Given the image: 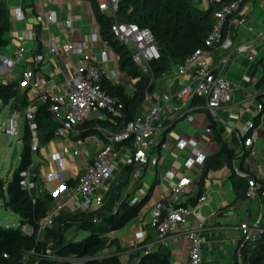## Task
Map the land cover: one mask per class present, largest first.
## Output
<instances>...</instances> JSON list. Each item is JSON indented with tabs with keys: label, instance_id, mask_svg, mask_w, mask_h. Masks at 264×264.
I'll list each match as a JSON object with an SVG mask.
<instances>
[{
	"label": "crops",
	"instance_id": "obj_1",
	"mask_svg": "<svg viewBox=\"0 0 264 264\" xmlns=\"http://www.w3.org/2000/svg\"><path fill=\"white\" fill-rule=\"evenodd\" d=\"M4 1L10 26L5 33L7 42L0 46V57L13 56V52L23 41L25 50L11 73L0 72L1 81L20 78L23 70L32 68L37 77H53L63 88L79 58L68 50L67 42H86L85 52L91 56V61L98 66L116 69L119 77L112 82L123 83L129 91L132 77L121 68L120 54L116 47L101 36L91 0ZM193 3L205 8L209 1L193 0ZM17 7L22 11L21 17L15 14ZM50 11L55 12L53 21L48 18ZM240 16L245 18L243 22L239 21ZM64 19H71L70 27L65 25ZM92 33H98L99 36L91 39ZM224 38L230 40V45H218L210 50L208 61L215 71L222 72L233 83L231 100L215 107L211 113L203 107L200 100L186 113H182L176 102H169L162 108L161 115L169 127L164 133L169 151L161 171L166 170L176 156L175 150H171L170 146L178 137L196 139L206 156L216 152L222 142L232 148L235 157L231 163L209 168L197 183L201 191L207 189L205 200L196 208L204 219L201 229L202 264H250L246 253H249L252 243L261 233L256 235L258 231L254 229L253 235L247 238L241 233L239 223L247 221L264 227V191L258 188L252 197H246L244 191L237 194L234 182L242 176L234 172L233 165L255 177L264 172V0H241L238 9L230 17ZM52 43L56 46L55 50H51ZM102 49L107 54V60L103 62L99 60ZM38 54L42 55L39 60L35 58ZM177 67L178 63H172L154 78L150 90L153 101L159 102L162 92L174 91L189 80L190 70L178 73ZM19 87L21 91L26 88L22 81ZM26 93L30 96L27 89ZM259 103L263 105L262 110ZM174 110H179V114L172 117ZM92 118L104 119L105 116L102 112H96L89 119ZM174 119L176 121L173 123ZM104 125L112 130L121 127L110 120L105 121ZM207 126L211 127V132H205ZM83 130L79 123L66 136H55L42 141L33 155L35 190L39 193L47 191L56 194L55 202L65 200L64 209L60 213L77 210L78 200L69 199L68 195L102 143L101 139L95 140L92 137L99 135L97 130L85 135L82 134ZM248 137L251 140L246 145L244 140ZM75 148H79L77 153H73ZM59 160L62 161V167L58 164ZM50 171H59L63 179L44 178ZM158 181L157 179L150 196L152 201H147L137 216L124 226L110 232L115 241L104 252L119 247L121 264H127L129 247L137 244L141 249L158 247L150 244L155 233L148 221L144 222L145 217H149V208L160 190ZM198 186H190L191 192L194 188L195 195ZM246 188L245 183L244 190ZM191 197H185L184 202L192 205L195 201ZM192 217V213L188 215L189 221ZM138 231L143 237L136 235ZM78 236H81V232ZM162 247L169 251L171 264H183L187 259L188 243L182 234L171 235L167 245Z\"/></svg>",
	"mask_w": 264,
	"mask_h": 264
},
{
	"label": "built area",
	"instance_id": "obj_2",
	"mask_svg": "<svg viewBox=\"0 0 264 264\" xmlns=\"http://www.w3.org/2000/svg\"><path fill=\"white\" fill-rule=\"evenodd\" d=\"M94 1L100 12L111 16V32L120 42L129 47L134 64L141 72L150 76V81L153 80L151 62L159 57V50L152 30L136 22L119 20L116 15L118 0ZM239 5L240 0H228L216 9L213 13L214 24L204 40L206 47L195 48L182 62L178 63V73H183L186 69L190 70L189 80L186 83L174 91L162 92L159 95V102L151 99L150 90L146 91L134 118L121 125L118 130H112L102 124L96 125L99 135L92 137L95 140L101 139L102 143L68 195L69 199L78 200L77 209L92 210L104 202L114 185L127 179V191L123 196L130 203H134L146 195L149 187L147 185L143 193H139V188L143 187L142 182L139 181L141 175L144 170L151 171L156 182L157 179L159 180L160 190L149 208L148 224L155 233L150 244L164 246L167 245L171 235L176 233L184 235L188 243V255L183 264H202L203 260L201 229L204 219L196 208L205 200L207 189L197 195L192 205L184 203L183 199L195 195L194 188L191 192L190 186L191 184L194 187L198 186L206 153L196 139L178 137L170 146L171 150L172 148L175 150L176 156L166 170L161 171L169 151V145L164 140V133L169 127L161 112L167 103L176 102L182 109V113H186L200 100L203 107L211 113L215 107L231 100L233 83L222 72L215 71L211 67L208 54L218 45L224 47L230 45L229 39L221 37V28L225 17L229 13L232 15ZM15 14L22 16L19 7L15 9ZM48 18L51 21L55 20V12L50 11ZM244 20L243 16L239 17L240 22ZM71 22V19H64L68 27L71 26ZM98 36V33H92L90 38L95 39ZM24 42L13 52V56L0 57V72L11 73L13 71L16 61L25 50ZM85 47L86 42H67L68 50L79 58L78 64L71 71L63 88L53 77H37L32 68L23 70L19 75L30 92L28 97L31 102L22 110L11 108L10 115L3 123V132L20 137L24 121L26 119L28 121L32 162L20 171V184L29 192H32L36 186L33 155L38 150L40 142L33 117L38 102L48 104V109L57 123L55 136L68 135L76 125L96 112H102L106 117L108 113L115 110V97L102 86V80H116L119 77L118 72L114 68H105L92 62L91 56L85 52ZM55 49L56 46L52 43L51 50ZM35 58L39 60L42 55L38 54ZM99 60L101 62L107 60L105 49L100 51ZM261 107L262 104L259 103V108ZM205 132H211V127L207 126ZM250 140V137L246 138L244 144L248 145ZM78 151L79 148H75L73 153ZM58 164L62 167L61 160ZM158 164L160 165L157 171ZM38 170L41 171V168ZM233 170L236 174L247 177L246 197L254 196L258 188L264 191V172L259 177H255L235 165H233ZM44 178L63 179L59 171H50L45 174ZM65 202L64 200L53 203L51 209L41 218L38 232L52 223L53 217L64 209ZM191 213L193 217L189 221L188 215ZM21 227L24 231L30 232L26 224ZM239 228L247 238L253 235L254 229L264 232L263 226L258 227L247 221H241ZM136 235L143 237L140 231ZM47 251L42 255L53 257L49 250Z\"/></svg>",
	"mask_w": 264,
	"mask_h": 264
},
{
	"label": "trees",
	"instance_id": "obj_3",
	"mask_svg": "<svg viewBox=\"0 0 264 264\" xmlns=\"http://www.w3.org/2000/svg\"><path fill=\"white\" fill-rule=\"evenodd\" d=\"M226 1L228 0H213L205 8H200L193 0H118L116 15L119 20L136 22L152 30L159 50V57L151 62L154 80L170 64L182 62L195 48L206 47L204 40L214 24L213 13ZM91 2L101 36L119 51L120 66L132 80L131 91H128L123 83L102 80V86L115 97V110L108 113L104 119L87 118L81 122L84 135L95 131L96 125H104L105 121L110 120L121 126L133 119L145 92L153 86L150 76L141 72L132 61L129 47L111 32V16L100 12L94 0ZM230 17L229 13L223 21L221 37L225 35ZM9 26L5 1L0 0V46L7 42L5 33ZM21 81L20 78L0 80V110L5 104H9L12 109L22 110L31 102L26 93L27 88L20 90ZM262 108L263 105L260 109ZM33 121L36 123L40 143L55 137L57 123L46 102L37 103ZM20 139L22 146L17 166L8 180L0 178L3 206L18 215L16 226L0 224V264H121L119 247L104 252L105 248L115 241L110 232L121 228L137 216L148 200L156 180L152 181L140 201L130 203L126 197L121 196L123 187L127 185L125 179L113 186L99 207L92 210L59 212L53 217L50 225L38 232L41 218L51 209L57 195L47 191L39 193L35 189L29 192L20 184V171L32 162L27 119L24 121ZM234 157L232 148L222 142L216 152L206 156L202 175L209 168H217L224 163L230 164ZM245 183L248 185L247 177H240L234 182L237 194L240 195L243 191L245 193ZM197 190L196 195L191 197L193 201H196L197 195L201 193L200 187ZM24 224L29 226L30 232L22 229ZM71 228L76 231L74 235L68 234ZM79 232L83 234L78 236ZM252 245V249L246 253L247 260L250 264H264V232H261ZM245 246L246 243L243 248ZM129 248L127 264H171L170 253L162 246L141 249L137 244ZM47 250L53 257L42 255L47 253Z\"/></svg>",
	"mask_w": 264,
	"mask_h": 264
},
{
	"label": "rangeland",
	"instance_id": "obj_4",
	"mask_svg": "<svg viewBox=\"0 0 264 264\" xmlns=\"http://www.w3.org/2000/svg\"><path fill=\"white\" fill-rule=\"evenodd\" d=\"M25 87V86H24ZM129 91L131 87L129 86ZM1 104V102H0ZM12 109L9 104L2 106L0 110V178L8 180L12 170L17 166L19 162V154L22 146V140L19 136L8 135L3 132V123L5 119L10 115ZM179 114V110H174L172 117ZM148 170H144L143 174L140 177V182H142L141 188H139V193H143L144 188H147V185H150L154 180L153 173ZM127 191V185L123 187L121 191V196ZM152 201V197L148 199V202ZM149 220V217H145L144 222ZM0 224L6 226H16L18 224V215L5 208L3 206L2 198L0 197ZM75 229L71 228L68 230L69 235L75 234ZM83 232H81V235Z\"/></svg>",
	"mask_w": 264,
	"mask_h": 264
},
{
	"label": "water",
	"instance_id": "obj_5",
	"mask_svg": "<svg viewBox=\"0 0 264 264\" xmlns=\"http://www.w3.org/2000/svg\"><path fill=\"white\" fill-rule=\"evenodd\" d=\"M176 120L174 119L173 120V123L175 122ZM261 232L260 231H258L257 233H256V235H259Z\"/></svg>",
	"mask_w": 264,
	"mask_h": 264
}]
</instances>
